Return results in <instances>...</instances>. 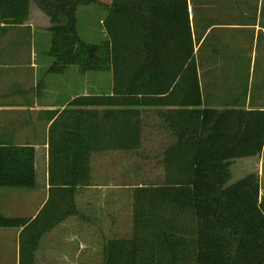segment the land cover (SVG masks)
I'll return each mask as SVG.
<instances>
[{
	"label": "trees",
	"instance_id": "1",
	"mask_svg": "<svg viewBox=\"0 0 264 264\" xmlns=\"http://www.w3.org/2000/svg\"><path fill=\"white\" fill-rule=\"evenodd\" d=\"M31 2L51 20L47 72L106 71L112 86L53 112L48 198L36 216L0 212V227H21L19 264H36L42 234L75 212L92 154L140 147L148 106L168 107L160 111L173 138L163 151V181L133 190L131 231L104 240L101 264H264L258 172L230 180L236 158L264 150V109L202 107L188 1L0 0V29L24 24ZM86 4L107 11L104 44L78 34L77 10ZM34 159L32 145L0 141V187L33 188Z\"/></svg>",
	"mask_w": 264,
	"mask_h": 264
},
{
	"label": "rangeland",
	"instance_id": "2",
	"mask_svg": "<svg viewBox=\"0 0 264 264\" xmlns=\"http://www.w3.org/2000/svg\"><path fill=\"white\" fill-rule=\"evenodd\" d=\"M263 5L264 3L261 5L260 22L264 25ZM235 6L238 9L241 8L238 2ZM247 7L250 8L249 11L255 12L253 5ZM201 12V9H196V15ZM105 14L104 8L97 4H86L78 7L76 26L82 40L98 44H104L108 41L104 25L100 21L104 19ZM50 25L49 16L39 9L34 2H31L28 18L24 24L9 26L6 30L0 29V104L18 102L17 94L28 90L31 93H38L41 97L39 102L48 105L54 102L52 97L56 91L62 90L64 92L68 89L61 83L62 81L59 80L58 76H53V73L47 72V67L53 62V58L49 55ZM222 36L221 42L220 38L219 42L211 39L213 46H220L221 50L227 52L224 63H222L223 66L219 69V73L223 77L221 84L225 85L224 80L231 79L240 96L251 98L253 101L259 99L264 90V63L261 62L262 38L252 45L249 42L251 41L249 34L243 31L228 30ZM244 42L247 44L245 45ZM253 47L256 51L251 53ZM31 64L33 66L29 67ZM74 67L71 71L73 74H70L69 77L70 86L74 88V94H98L111 91L112 78L110 72L86 71L82 73L78 67ZM141 110L143 121L148 123L143 129L144 141L142 145L130 151L94 153L91 165L96 182H105V174L107 177L116 175L117 177L114 178L116 181L131 185L139 183L157 184L163 181V165L159 162V156L165 147L166 136L162 127L158 126L162 122V118L157 108L145 107ZM13 112L15 111H0V128L4 121L15 117ZM15 114L17 115V112ZM231 171V181L248 172H258L261 182L260 192L264 194V152L260 153V156L236 158L231 166ZM3 191L22 192L25 189L0 188L1 212L8 214L5 216H16L5 208L12 200L8 195L2 197ZM85 202V199H81L79 207L85 208L86 213L90 214L98 209V205L92 202V197L88 198V206H84ZM119 209L120 211L111 221V226L108 222L106 229L100 230L101 236L97 235L93 228L79 230L78 237L80 240L85 238L87 241L83 246L75 238L73 240L69 238L71 242H67L63 235L62 237L58 236L62 232V229H58L57 237L51 239L53 242L48 245L46 242L43 244L54 253L51 263L58 264L57 255L62 256L68 249L66 252L73 250L76 255L75 264H101L104 240L112 236H127L131 231L130 197L122 202ZM112 214L114 215V212ZM61 261L66 264L64 257L59 259V262Z\"/></svg>",
	"mask_w": 264,
	"mask_h": 264
},
{
	"label": "crops",
	"instance_id": "3",
	"mask_svg": "<svg viewBox=\"0 0 264 264\" xmlns=\"http://www.w3.org/2000/svg\"><path fill=\"white\" fill-rule=\"evenodd\" d=\"M188 12L190 19V29L194 44V58L197 64L198 79L200 86V95L202 99V107H212L222 109L228 106H243L246 109H264V90L259 99L254 101L247 97L240 96V93L235 89L233 81L224 80L222 85V74L219 69L224 63L226 51L220 49V46H213L211 39L220 42L223 40L225 32L228 30H239L249 34L252 45L262 38L261 46V62L264 63V25L260 22L261 5L264 0H187ZM238 2L241 8L238 9L235 5ZM248 5H253L254 11H249ZM196 9H201L202 12L196 15ZM104 11H107L104 8ZM106 15V14H105ZM105 17V16H104ZM237 20V21H236ZM102 21V19L100 20ZM216 33V34H215ZM215 34V35H214ZM212 35V36H211ZM229 37V36H228ZM246 37V36H245ZM246 45L247 42H244ZM256 51L255 47L251 49V53ZM251 59V58H250ZM33 64L29 65L32 67ZM74 66L68 67L61 73H53V76H58L62 84L67 86L64 92L60 90L53 94L51 104L43 105L39 102L41 97L38 93L21 91L17 94L18 102L12 101L0 104V111L14 110L15 117L4 121L0 128V141L9 142L16 145H32L35 150V186L25 191H3L2 197L8 195L12 200L9 205L5 206L7 211L19 217L34 218L42 208L48 198V144L47 130L52 121V115L55 110L64 108L67 101L75 97L73 87L70 86L69 80L71 71ZM29 75V74H28ZM32 76V74H30ZM230 81V82H229ZM232 81V82H231ZM253 101V102H252ZM161 110H167L166 106H148ZM145 108V107H144ZM173 109V108H171ZM17 112V115L15 114ZM162 122L158 126L162 127L166 140L164 148L159 156L160 161H163V151L168 147V144L173 141L170 135L169 123L161 116ZM148 123L143 121V129ZM157 126V127H158ZM144 141H141V145ZM140 145V146H141ZM118 151V150H107ZM105 152V151H101ZM264 152L262 150L261 154ZM98 153V152H97ZM93 155V154H92ZM116 175H104L105 182H96L95 174L91 171V180L88 185L78 189L75 196V212L70 214L66 219L60 221L52 229L42 234L39 239L37 248L34 253L36 264H52L54 257L52 250L43 244L47 245L56 236L57 230L62 229L58 236H64L67 242H71L74 238L83 246L85 238L78 237L80 229L95 230L97 235L101 236V229H106V226H111V221L120 211L119 207L122 202L130 197L131 208L133 210V190L142 185L139 184H123L116 181ZM164 177V176H163ZM261 188V182L259 177ZM9 188V187H0ZM14 188V187H11ZM17 188V187H15ZM18 190V189H17ZM126 192V193H124ZM263 194L260 192V196ZM92 197V202L98 205V209L92 213H86L85 208H80L81 199H85L84 206H88V198ZM8 198V197H7ZM8 198V199H9ZM35 199V201H34ZM1 212V210H0ZM114 212V215L112 214ZM8 215L5 212H1ZM109 217V218H108ZM132 220V211H131ZM132 227V225H131ZM21 227L4 228L0 227V264H19V233ZM67 233V234H66ZM101 233V234H100ZM70 238V240H69ZM45 250V251H44ZM68 249H66L67 251ZM82 250V249H81ZM64 252L62 256L57 255L59 259L64 257L66 264H75V254ZM55 264V263H53Z\"/></svg>",
	"mask_w": 264,
	"mask_h": 264
}]
</instances>
